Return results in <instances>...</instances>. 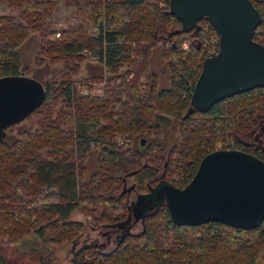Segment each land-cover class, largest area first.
Wrapping results in <instances>:
<instances>
[{
  "label": "trees",
  "instance_id": "1",
  "mask_svg": "<svg viewBox=\"0 0 264 264\" xmlns=\"http://www.w3.org/2000/svg\"><path fill=\"white\" fill-rule=\"evenodd\" d=\"M251 1L262 16L254 39L264 45V0ZM169 2L0 0V77L29 73L17 49L33 35L40 39L38 66L63 63L44 83L46 99L26 118L28 127L12 142L7 127L0 139V264H58L52 246L70 243L68 264H264V220L249 230L221 222L179 226L162 202L144 214L140 232L121 230L133 217L131 186L146 197L164 183L183 188L219 141L232 139L230 148L264 160V87L197 110L191 97L208 57L200 36L217 32L203 17L198 30L185 34ZM57 33L61 38L52 40ZM141 42L164 44L170 87L159 88L146 57L151 46ZM135 44L146 54L141 63ZM85 50L107 74L100 97L78 96L74 88ZM124 73L134 78L112 82ZM117 135L136 136V146H119ZM102 138L110 141L100 147L97 171L85 178V142ZM76 212L89 217L91 230L107 239L115 234V246L75 249L88 234L85 222L72 219ZM33 240L39 245L20 249Z\"/></svg>",
  "mask_w": 264,
  "mask_h": 264
},
{
  "label": "water",
  "instance_id": "2",
  "mask_svg": "<svg viewBox=\"0 0 264 264\" xmlns=\"http://www.w3.org/2000/svg\"><path fill=\"white\" fill-rule=\"evenodd\" d=\"M169 10L184 33L198 30L205 17L220 37V51L204 60L192 93L197 110L207 112L224 99L264 87V45L254 39L262 16L251 0H170ZM45 99L46 88L36 79L0 77V139L7 127L26 119ZM162 202L179 226L221 222L257 228L264 220V160L242 150L212 151L183 188L164 183L148 197L139 194L131 206L134 219Z\"/></svg>",
  "mask_w": 264,
  "mask_h": 264
},
{
  "label": "rangeland",
  "instance_id": "3",
  "mask_svg": "<svg viewBox=\"0 0 264 264\" xmlns=\"http://www.w3.org/2000/svg\"><path fill=\"white\" fill-rule=\"evenodd\" d=\"M160 6H165V3L162 2ZM264 30V29H263ZM262 30V31H263ZM264 32V31H263ZM188 34V33H185ZM187 37V36H186ZM214 37L213 34L209 35V38ZM56 37H52L51 39L53 40ZM61 36L59 37V39ZM39 36L38 35H33L29 37L20 47L17 49V51L21 55L22 63L24 66L29 68V73L26 74V76H29L33 79H36L40 81L41 83H46L48 79L52 78L59 70L61 67H63L62 62H57L55 64H50L48 61L44 62L41 66H38L37 63V51L39 47ZM135 51L133 54V57L139 61L140 63L144 59V56L146 54H142L139 52L138 49V44H135ZM151 46L149 48V53L148 56V63H149V69L152 71V73L156 74L158 77V84L159 88L166 89L170 87L171 83V71L168 67V60L170 57H164L162 53V49H164V44L162 42H157L154 44L148 43V42H141V46L145 49L147 46ZM169 44L165 45L166 47ZM182 49L186 52H190V43L186 40L182 44ZM85 53L87 54L88 58L82 60L78 64V71L75 76V82L74 88L76 89V93L78 96H92V97H100L104 93V89L106 84H104V78L99 81V80H90L89 77H92L93 75H101L103 74V77H105L106 71L104 70V67L99 63L98 59H93V56H97L94 53H91L87 50H85ZM125 72V71H123ZM122 72V73H123ZM122 78L120 77H114L113 83L120 84L118 83L119 81L122 82L124 77L127 80H130L134 78V73H129V74H122ZM107 76V74H106ZM120 78V80H119ZM142 81V79H141ZM140 88L143 90L146 88L145 85H141ZM60 106V105H58ZM15 126L13 127H8L7 128V140L9 142H12L17 136L19 135L20 132L25 130L28 127V122L26 119L23 121L14 124ZM110 140L108 139H97V140H91V141H86L85 142V147L87 150V157H86V166H87V173L84 174L85 178H89L92 174H94L99 166V157H100V147L102 143H108ZM113 142H116L119 146L126 144V147L128 146H136L137 143V137H127L123 135H117L113 138ZM131 143V145H129ZM230 144H236L232 139L226 140V142H217L214 145V151L215 150H223V149H228V145ZM236 150H241L234 148ZM102 158L105 159V156H102ZM132 185V180H129L128 186ZM130 203L134 201L135 199V193L133 191H130ZM72 219L74 221H83L87 224V229L88 233L91 234L92 237L98 236V234L93 233L92 230L90 229V222H89V217H87L83 212H76L73 214ZM142 229L141 223H138V226L134 228L132 231L134 232H140ZM97 231V230H95ZM116 236V235H115ZM114 236H110V238H106V236H101L98 238V243L100 244H106V247L103 249H110L115 246L117 243V239ZM86 243H91V241L88 239V237H82L77 244L74 245L75 249H78L81 247L83 244ZM39 245V242L36 240L23 243L20 249L25 250L26 247L29 246H36ZM53 247V252L55 257L57 258V263L58 264H68V260L71 257V252L73 248V244H67V245H56L52 246ZM9 254L12 255V252L9 251ZM14 255V253H13ZM30 262H34V259H29Z\"/></svg>",
  "mask_w": 264,
  "mask_h": 264
},
{
  "label": "built area",
  "instance_id": "4",
  "mask_svg": "<svg viewBox=\"0 0 264 264\" xmlns=\"http://www.w3.org/2000/svg\"><path fill=\"white\" fill-rule=\"evenodd\" d=\"M258 29V28H257ZM257 32V30H256ZM214 37L209 38V36L207 34H205V32H202L201 33V41L204 43V46H205V50H206V53L208 54V57L210 56H213L215 54H217L219 51H220V37L217 34H213ZM56 38H59L60 37V33H57L55 35ZM98 57L97 56H93V59H97ZM106 74H105V77H104V84H107V80H106ZM228 149H234V148H230V147H227Z\"/></svg>",
  "mask_w": 264,
  "mask_h": 264
},
{
  "label": "flooded vegetation",
  "instance_id": "5",
  "mask_svg": "<svg viewBox=\"0 0 264 264\" xmlns=\"http://www.w3.org/2000/svg\"><path fill=\"white\" fill-rule=\"evenodd\" d=\"M131 187H132V189H131L130 191H133V192L135 193L134 186H131ZM131 187H130V188H131ZM138 195H139V194L135 193V199H134V201L131 202V206L134 204V202H135V200L137 199V196H138ZM148 211H149V210H146V212H148ZM146 212H145V213H146ZM145 213H144V214H145ZM132 216H133V213H132ZM141 219H142V218H140V219H138V220H135L134 217H132V219H129V221L127 222V224H125V225H121V230H126L127 232H128V231H132L134 228H136V226H138V223H141ZM92 232L98 234V236H96V237H92L91 234L88 233L85 237H88V239H89L92 243H95V244L98 243V238H99V237H101V236H106V233L103 232V231H101V230H97V231H95V229H92ZM111 236H112V235H111ZM114 236H115V234H114ZM115 237H116V236H115ZM109 238H110V237H109Z\"/></svg>",
  "mask_w": 264,
  "mask_h": 264
}]
</instances>
